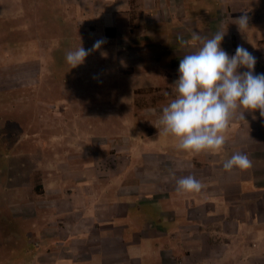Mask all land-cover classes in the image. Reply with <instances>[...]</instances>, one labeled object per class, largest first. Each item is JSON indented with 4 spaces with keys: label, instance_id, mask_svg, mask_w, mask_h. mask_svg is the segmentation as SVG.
Wrapping results in <instances>:
<instances>
[{
    "label": "rangeland",
    "instance_id": "374dc122",
    "mask_svg": "<svg viewBox=\"0 0 264 264\" xmlns=\"http://www.w3.org/2000/svg\"><path fill=\"white\" fill-rule=\"evenodd\" d=\"M151 1L0 0V264H25L40 197L34 187L46 183L58 155L76 163L96 148L127 150L148 128L159 135L149 109L159 122L175 96L179 61L194 51L178 36L209 39L223 30L221 47L232 56L237 46L225 42L239 31L236 20L247 14L249 34L264 16L249 8L264 0ZM98 40L71 69L66 53ZM255 70L264 73V60ZM258 231L255 249L244 244L202 261L175 256L179 264H264V223ZM159 257L148 253L137 264H161Z\"/></svg>",
    "mask_w": 264,
    "mask_h": 264
},
{
    "label": "crops",
    "instance_id": "0c3cea01",
    "mask_svg": "<svg viewBox=\"0 0 264 264\" xmlns=\"http://www.w3.org/2000/svg\"><path fill=\"white\" fill-rule=\"evenodd\" d=\"M249 8L264 13V5ZM252 22L249 34L230 31L225 44L243 46L258 62L264 60V16ZM152 111L149 127L161 128ZM244 117L233 118L216 155L189 157L172 137L151 128L127 150L113 142L118 152L96 148L76 163L69 156L59 163L58 155L35 201L25 264H137L148 253L160 254L161 264H179L175 255L183 251L191 261H202L225 258L244 244L255 249L264 223V118L259 110ZM236 153L248 155L253 167L225 171L223 164ZM189 175L203 190L178 194L177 180Z\"/></svg>",
    "mask_w": 264,
    "mask_h": 264
},
{
    "label": "clouds",
    "instance_id": "9594fccd",
    "mask_svg": "<svg viewBox=\"0 0 264 264\" xmlns=\"http://www.w3.org/2000/svg\"><path fill=\"white\" fill-rule=\"evenodd\" d=\"M236 21L241 32L249 29L247 14ZM225 35L226 32L220 30L209 39H202L196 32L189 40L177 37L181 47L194 51L179 61V78L172 89L175 96L163 107L159 121L162 127L158 130L159 134L172 137L177 149L189 157L221 153L237 114L245 120V111L259 110L264 118V73L255 74L257 59L243 46H237L235 54L229 56L221 47ZM102 43L96 41L92 49H85L81 44L66 53V62L71 69L84 64ZM252 167L248 155L242 153L232 155L223 164L228 172L234 168L247 171ZM176 183L178 194H199L204 188L191 175Z\"/></svg>",
    "mask_w": 264,
    "mask_h": 264
},
{
    "label": "trees",
    "instance_id": "16d2710c",
    "mask_svg": "<svg viewBox=\"0 0 264 264\" xmlns=\"http://www.w3.org/2000/svg\"><path fill=\"white\" fill-rule=\"evenodd\" d=\"M34 189L39 193L40 196H43L42 188L40 185H36Z\"/></svg>",
    "mask_w": 264,
    "mask_h": 264
}]
</instances>
